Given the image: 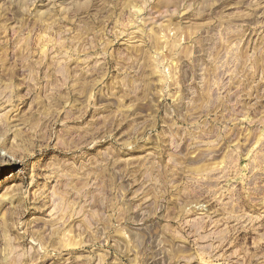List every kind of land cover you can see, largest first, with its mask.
I'll return each instance as SVG.
<instances>
[{"label":"rangeland","instance_id":"rangeland-1","mask_svg":"<svg viewBox=\"0 0 264 264\" xmlns=\"http://www.w3.org/2000/svg\"><path fill=\"white\" fill-rule=\"evenodd\" d=\"M0 264H264V0H0Z\"/></svg>","mask_w":264,"mask_h":264}]
</instances>
